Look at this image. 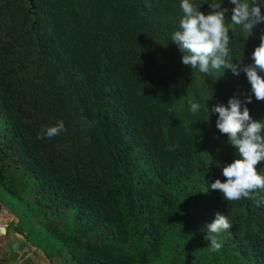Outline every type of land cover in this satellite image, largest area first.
I'll return each instance as SVG.
<instances>
[{"label": "trees", "instance_id": "16d2710c", "mask_svg": "<svg viewBox=\"0 0 264 264\" xmlns=\"http://www.w3.org/2000/svg\"><path fill=\"white\" fill-rule=\"evenodd\" d=\"M181 3L0 0V207L18 218L20 244L63 264H264V204L210 188L237 154L207 109L252 95L264 121V101L244 73L182 63L171 41ZM222 7L231 60L253 63L264 23L246 42L234 5ZM61 120L66 132L37 138ZM217 213L232 227L213 252Z\"/></svg>", "mask_w": 264, "mask_h": 264}, {"label": "clouds", "instance_id": "9594fccd", "mask_svg": "<svg viewBox=\"0 0 264 264\" xmlns=\"http://www.w3.org/2000/svg\"><path fill=\"white\" fill-rule=\"evenodd\" d=\"M234 5L230 21L237 26L247 39L253 35L257 25L264 23V15L256 0H229ZM212 11L205 14L201 7L194 5L190 0H182L181 9L184 13L179 22V30L172 34L174 42L182 55V63L191 69L210 74V70L230 69L235 76L241 73L251 85V93L255 99L264 101V33L260 36V44L252 53L253 63L244 64L243 61L233 62L229 56L230 29L226 24V12L222 7V0H208ZM234 35V34H233ZM252 103V95L241 99L234 95L227 106L216 104L211 109L218 114L216 127L221 134L228 138V143L236 149L237 158L222 167V175L226 182L216 179L210 184L211 190L222 193L227 202L248 199L257 206L264 204V198L259 195L264 190V174L257 170V165L264 161V121L253 119L248 104ZM190 111L197 113L201 105L192 100L188 101ZM209 120V119H208ZM207 120V121H208ZM89 126H91L89 124ZM64 122L61 120L55 126H44L38 139L45 137L51 139L66 132ZM178 145H170L169 150H175ZM222 214L217 213L215 220L206 225L210 250L217 252L222 248L218 237L228 231L232 224Z\"/></svg>", "mask_w": 264, "mask_h": 264}, {"label": "rangeland", "instance_id": "374dc122", "mask_svg": "<svg viewBox=\"0 0 264 264\" xmlns=\"http://www.w3.org/2000/svg\"><path fill=\"white\" fill-rule=\"evenodd\" d=\"M18 218L7 206L0 207V264H63L61 259L51 261L44 252L31 243L20 244L21 241H28L26 237L19 233L15 236L14 224ZM7 229L5 234L3 228ZM5 230V229H4ZM18 241L16 248L14 243ZM12 250H9L12 248Z\"/></svg>", "mask_w": 264, "mask_h": 264}, {"label": "water", "instance_id": "95a60500", "mask_svg": "<svg viewBox=\"0 0 264 264\" xmlns=\"http://www.w3.org/2000/svg\"><path fill=\"white\" fill-rule=\"evenodd\" d=\"M5 229V230H4ZM3 231H4V233L6 234L7 233V229L4 227L3 228ZM18 244H19V242L18 241H16L15 243H14V245H13V247L14 248H16L17 246H18ZM13 247L12 248H10L9 250H12L13 249Z\"/></svg>", "mask_w": 264, "mask_h": 264}, {"label": "crops", "instance_id": "0c3cea01", "mask_svg": "<svg viewBox=\"0 0 264 264\" xmlns=\"http://www.w3.org/2000/svg\"><path fill=\"white\" fill-rule=\"evenodd\" d=\"M18 234H19V232L16 231V232H15V236H18Z\"/></svg>", "mask_w": 264, "mask_h": 264}]
</instances>
